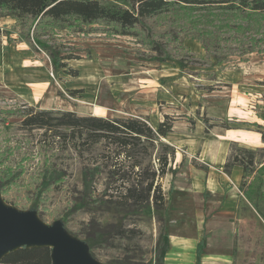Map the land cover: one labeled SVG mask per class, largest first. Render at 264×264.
Here are the masks:
<instances>
[{
    "label": "rangeland",
    "instance_id": "1",
    "mask_svg": "<svg viewBox=\"0 0 264 264\" xmlns=\"http://www.w3.org/2000/svg\"><path fill=\"white\" fill-rule=\"evenodd\" d=\"M97 1L107 8L127 9L130 0ZM30 24L0 11L2 201L19 211L34 212L45 224H60L96 264H166L169 256L170 261L188 259V251L171 253L169 240L198 242L207 236L205 225L220 216L229 220L232 214L213 212L208 194L198 202L191 193L175 190L174 183L201 189V183L190 177L191 170L200 167L208 173L207 191L217 188L223 195L234 184L240 196L250 176L241 173L234 181L237 168L227 171L224 164L237 148H264L259 142L255 146L229 142L225 163L211 168L199 157L214 126L256 133L254 125L264 129V15L218 6L176 7L146 20L130 36L114 35L103 24L68 21L36 31L35 23ZM64 55L73 58L60 62ZM61 63L67 66L62 68ZM55 103L79 112L89 103L103 118L147 116L154 129L158 114L173 113L170 117L178 122V131L179 126L193 127L197 141H204L202 149L191 153L180 148L182 139L176 134L164 140L176 145L173 168L177 173L174 179L169 175L168 182L167 174L161 180L163 210L108 206L99 197L106 184L104 174L89 170L92 154L77 157L59 144L52 150L48 142L44 145L42 131L21 129L19 112ZM46 110L69 111L58 106ZM211 111L219 119L210 118ZM240 114L242 118L235 119ZM187 154L192 158L185 170L181 164ZM262 154L258 152V161ZM183 172L188 177H177ZM55 178L61 179V190H45ZM93 181L95 194L88 191ZM235 209L234 249L227 255L234 264H263L264 208L254 212L236 202ZM207 257L204 249L201 260Z\"/></svg>",
    "mask_w": 264,
    "mask_h": 264
},
{
    "label": "trees",
    "instance_id": "2",
    "mask_svg": "<svg viewBox=\"0 0 264 264\" xmlns=\"http://www.w3.org/2000/svg\"><path fill=\"white\" fill-rule=\"evenodd\" d=\"M214 6L264 15V0H130L127 9L107 8L97 0H0V11L17 20H30V26L35 23V31L41 26L72 21L81 25L103 24L112 30V34L121 36L134 35V30L143 26L146 20L176 7ZM39 45L42 46L41 41ZM72 58L71 55H64L59 60ZM62 64V68L67 66ZM66 73L76 76V72L69 69ZM18 115L21 117V129L42 131L44 145L48 142V148L55 150L59 144L62 150L70 149L77 157L92 154L89 170L93 175L105 176L106 184L99 197L106 205L126 210L145 207H152L156 211L164 209L161 180L166 174L174 179L177 173L173 168L176 150L164 142L172 133L175 122L172 117L164 115L163 121L154 129L147 116L103 118L32 107ZM254 126L264 144V129L259 125ZM236 151L228 158L224 168L229 171L237 166L241 168L243 176H251L242 188L246 202L242 200L240 205L257 212L264 208V148H237ZM258 152L263 153L259 161ZM92 183L88 191L95 194V181ZM61 186V179L55 178L45 190L60 191ZM204 247L203 238L197 246V264ZM2 263L53 264V261L51 249L41 247L19 249L5 256Z\"/></svg>",
    "mask_w": 264,
    "mask_h": 264
},
{
    "label": "crops",
    "instance_id": "3",
    "mask_svg": "<svg viewBox=\"0 0 264 264\" xmlns=\"http://www.w3.org/2000/svg\"><path fill=\"white\" fill-rule=\"evenodd\" d=\"M123 81H125V80L123 79ZM130 81L131 80H129L128 82H130ZM85 104H87L89 106V108L87 107L88 109L85 108L84 110H82L80 112H79V110H77L78 112L75 111V109H72L73 107H71V106L66 108L65 105H63L62 103H55V105H53V106H46L45 105V106H41V107L43 109H55L58 106L60 109H67L69 111L73 110L79 116L87 115V116L105 117V116H101V115H96L94 113V111L92 110V104H89V103H85ZM237 110L238 109H232L231 111H237ZM150 112H149V114L152 115L153 113L152 112L150 113ZM140 113L141 114H148V112H146V111H140ZM162 114L157 115V122L158 123L162 122L161 120H162V117L164 115H168V116L173 115V113H169V112L167 113L164 111H162ZM177 114H183V113H180V111H176V115ZM183 117L187 119V117L185 115H183ZM209 117L212 119L213 118L219 119L218 117H216L214 115L213 111H211L209 113ZM234 117H235V119H237V117L242 118L241 114L238 116L234 115ZM109 118H114V117L110 116ZM177 123H178L177 121H175L173 123L172 133L167 137V139L172 134H176V136H178V137H180V139H182V145H179L180 148H182V147L186 148L189 151H191V153L200 149L201 145L204 141L203 142H201V140H200V142L197 141L198 138L194 137V135H193V131H194L193 127L192 128H188V127L183 128L182 126H179L180 130L178 131ZM254 124H256V123H254ZM200 130H199V132H200ZM209 135H211V138H209L205 142L203 149L202 148H201L202 150L200 149L201 153L199 154V157H200V161L203 164H205L207 167H210V168L213 166H216L218 164L223 165L225 163V161L227 159V153L224 152V149H225V145H227V143H229V142L241 143V144L247 145V146H255L258 144V142L262 143L260 140V134L259 133L250 132V131H242L239 129H237V130H230L229 129L228 130V129H224L222 127L214 126V127H212ZM254 135L256 137H254ZM169 145L172 146L171 144H169ZM172 147H174V146H172ZM175 147H176V145H175ZM191 158H192V154H187L186 160L181 166L182 169H185V170L187 169V166L190 163ZM235 168H237V169L233 170L234 181L237 178L241 177V173H242V170L240 167L235 166ZM191 171H192V173L190 175L191 179L195 180L197 183H201L202 188L199 190H194V188H192L191 184H184V183H180V182H175L174 183L175 190L181 191V192L191 193L193 196V199L197 200L198 202H200V199H199L200 196L203 195V196L207 197V194H208L209 195V202L211 204L215 205L213 208V212L235 215V213H236V209H235L236 202H241L242 200L245 201V199L243 198L242 190H241V195L237 196L238 190L233 184V186H231V187L229 186L227 188V190L224 192L223 195H221V194H219V192H217V190H216L217 188H215L214 191H207L206 187H204V183L207 181L208 173H206V171L202 170V169H192ZM169 175L170 174H167V176H166L167 182L169 181ZM177 177L186 178V177H188V174L185 172L178 173ZM250 179H251V176H250ZM250 179L247 181V183L250 181ZM263 180H264V174H263ZM232 215L227 216V218L229 220H226L225 218H222V216H220L221 217V218H219L220 220L219 219H217L216 221L212 220L211 222H209L207 224L208 227H206L207 225H205L204 230L206 231L207 236H206V238L201 236V238L198 240V242L197 241H191L189 239L188 240L187 239H182V240L181 239H175L172 237V239L169 240V243L171 246L170 247L171 253L175 252L177 254H174V255H179L178 253H180L182 251H188L190 253V256L188 259L181 258V260L177 259L175 261H170V258H169L170 256H169L166 259L167 260L166 264H197V246H198L199 242L201 241V239H203V238H204V244H205L204 249H205L206 255L208 257L204 258L202 260L200 259L199 264H234L233 258H231L227 255L229 252H233L234 241H235L236 230H237L236 223H234L231 220ZM206 228H207V230H206ZM197 229H198V232L203 231L202 227H197ZM223 251H225L226 253H223ZM226 256H227V258H226ZM263 264H264V260H263Z\"/></svg>",
    "mask_w": 264,
    "mask_h": 264
},
{
    "label": "water",
    "instance_id": "4",
    "mask_svg": "<svg viewBox=\"0 0 264 264\" xmlns=\"http://www.w3.org/2000/svg\"><path fill=\"white\" fill-rule=\"evenodd\" d=\"M41 247L51 249L53 264H96L60 224H45L34 212L7 206L0 197V264L19 249Z\"/></svg>",
    "mask_w": 264,
    "mask_h": 264
}]
</instances>
